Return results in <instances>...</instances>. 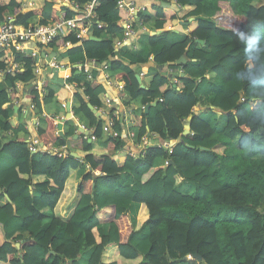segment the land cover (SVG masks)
I'll return each mask as SVG.
<instances>
[{"label": "trees", "instance_id": "16d2710c", "mask_svg": "<svg viewBox=\"0 0 264 264\" xmlns=\"http://www.w3.org/2000/svg\"><path fill=\"white\" fill-rule=\"evenodd\" d=\"M31 1L26 6L21 0H0V22L9 15L22 27L47 25L64 10L55 0ZM174 1L163 8L162 3L172 0H159L136 16L132 27L140 22L160 32L141 34L138 49L124 46L117 51L120 22L127 19L117 0L96 2L97 21L104 27L93 24L88 38L98 42L86 38L79 43L70 35L49 44L62 50L63 64L109 65L112 77L124 86L125 105H150L147 114L140 111L135 117L136 143L147 133L156 135L174 142L171 155L150 146L131 157L123 139L101 142V120L88 104L105 107L106 88L98 72L88 81L77 69L67 81L78 89L73 111L95 126L103 151L91 153L93 143L73 136V128L55 135V117L48 116L37 132L42 145L67 144L85 155L79 161L70 153L64 158L31 154L27 143L16 138L22 126L9 112L10 101L19 97L16 84L27 87L23 98L34 104L37 114L54 101L66 100L68 89L56 75L42 90L35 89V60L12 49L0 51V264H80L85 253L87 264H264V92L239 79L241 71L254 65L245 58L244 42L232 35L237 24L245 33L264 34V0H234L236 6L216 0L208 18L209 0ZM240 6L246 7L245 13L237 12ZM72 14L64 12L66 18ZM191 18V32L176 41L168 28ZM6 55L21 72L5 73ZM183 55L186 64L169 66ZM149 64L154 75L141 89L136 68ZM169 70L177 79L175 88ZM198 105L208 108V117L216 114L212 110L221 113L213 127L209 118L195 114ZM185 124L189 130L184 134ZM164 160L173 164L162 167ZM80 170L84 173L70 197ZM35 177L42 181L34 183ZM183 183L193 187L192 195L177 190Z\"/></svg>", "mask_w": 264, "mask_h": 264}, {"label": "built area", "instance_id": "2783aa9c", "mask_svg": "<svg viewBox=\"0 0 264 264\" xmlns=\"http://www.w3.org/2000/svg\"><path fill=\"white\" fill-rule=\"evenodd\" d=\"M56 3L59 5L60 8L64 10L62 13L59 14L58 19L50 24L47 25H36V26H29V27H22L15 23V18L13 16H6L4 22H0V51L5 49H12L18 54H21L25 57H30L35 60V65L33 69V73L35 76V81L33 83L34 88L37 90H42L44 83L48 79H44L42 77L43 66L41 63L40 52L38 49H42L43 47H49V44L58 37H68L70 35H74L75 39L82 43L86 38L91 35L92 33V26L93 24L96 25L97 29H102L104 25L97 21V16L95 14L96 2L98 1H105V0H89L86 3H79L74 0H55ZM157 2L159 0H153ZM22 2V0H21ZM172 3L175 4L176 2L172 0ZM29 5L32 6L33 3L30 0ZM171 5V4H170ZM117 6L122 8L125 13L127 14V19L122 20L120 25L123 28V33L120 38L115 41V46L118 49L128 45V41L130 38H134V36L141 35L144 33H149L150 35L153 33L151 29L144 27L140 22L136 25V27H132V23L135 20L136 16L139 13H145V7H136L133 3H125L124 0H117ZM72 12V17L66 18L64 12L66 11ZM169 31H172V28H168ZM66 48L70 47V43H66ZM62 49V48H61ZM5 61L7 62V69L5 73L7 74H15L22 71V67L14 62V58L10 55L5 56ZM149 62L153 63V58L149 57ZM72 65V64H71ZM69 64H63L59 61L51 60L48 68L52 69L58 75V78L63 81V85L65 86H73L76 89L75 84H68L67 81L70 78L71 70L77 69L79 72H83L87 76V80L90 81L92 79V72H98V78L103 81V83H109L112 81V73L110 72L109 65L107 64H96L94 61L84 62L79 64H73L71 66ZM167 73L171 76L174 71L169 70ZM177 73H182V70H178ZM60 74H63L60 76ZM144 73L140 74L139 77H142ZM115 78V77H114ZM116 80V79H115ZM117 89L119 91H123L124 86L122 82L116 81ZM171 84H173L174 88L177 84V79L171 76ZM22 85V99L27 104L25 106L22 105L20 97L16 99H12L11 103L14 106H17L19 112L22 110L23 113L30 112L32 113L37 120L34 121L32 130L28 132H33L36 136L28 137L27 149L31 154L36 153H46L51 156H55L57 158H64L69 153H74L67 144L64 145H54L50 148L43 147L42 149L39 148V141H38V130L41 129V126L45 124L42 123L45 117L54 116L55 120V135H59L62 130L63 124L74 122L75 125L72 124L73 132L72 135L75 137L80 136L83 141H89L90 143H95L98 141L96 136V128L95 126L89 125L88 123H84L79 121L80 124L76 123L74 111H67V105L65 101H60L59 110L61 113L57 115H50L48 112H43L42 114L35 113V106L29 100L23 98L26 95L27 87H25L21 83L16 84L17 91L19 87ZM24 89V90H23ZM78 91V89H76ZM103 103L105 104L106 108L111 106L112 99L109 97V94L104 92L102 95ZM161 101V100H159ZM146 106L140 105V111H144ZM95 110H100L96 109ZM135 111L127 108V111H118L117 109H112L108 120L106 123L101 125V132L102 135H105L106 138L111 139H124L126 142L133 141V146L136 148V151H130L128 148H123L125 151L128 152L129 156L131 157H138L144 153V150L150 146H156L157 148H161L164 150L168 155L172 154V147L174 145L173 141H162L156 135H150L147 133L146 137H142L139 143H136V133L135 129L137 128V123L135 120L136 114ZM134 114V115H133ZM139 115V114H138ZM119 124V128H115V123ZM102 123V122H101ZM61 124V130L58 129V125ZM62 134V133H61ZM152 140L151 144L147 142ZM170 161L164 160L162 167H166L169 165Z\"/></svg>", "mask_w": 264, "mask_h": 264}, {"label": "crops", "instance_id": "0c3cea01", "mask_svg": "<svg viewBox=\"0 0 264 264\" xmlns=\"http://www.w3.org/2000/svg\"><path fill=\"white\" fill-rule=\"evenodd\" d=\"M124 1H125V3H133L136 7H145V8H146L147 5L155 3L153 0H124ZM22 2L26 6H28L30 0H22ZM171 5H174V4H171ZM188 22H189V20H188ZM178 25H180V26L188 25V28L184 26L181 29L182 34L179 35V37L181 39H179L177 37L178 34L175 31V27L172 28V32L174 34L175 40L176 41H182V40H184L183 37L188 36L189 32H191V31H190V28H189V24L187 22L186 23L185 22H179ZM182 35H184V36H182ZM140 41H141L140 35H138V34L136 36H134V38H130V40L128 41V45H127L128 49H132V50L133 49H138L140 47ZM59 49H61V48H59ZM38 51L40 52V58L42 60L41 63H42V66L44 68L43 71H42V77H44V79H48L47 82L49 80L51 81L54 78L53 75H56V74H53L55 72L52 69L48 68V65L50 64L51 60L62 62V61L57 59V56L60 55L62 50L55 51L51 47H48V48L47 47H43L42 49L39 48ZM118 59H119V57H118ZM150 65L151 64H149L148 66H144V67H142V66L138 67L137 66V68H136V75L139 76L140 74L144 73V75L142 77H140L141 84L144 86V89H145V84H146L147 80H149L151 78V75H154L153 73H149L148 72V71H150L148 69V67H150ZM71 66H74V65L72 64ZM77 72L79 73L78 70H77ZM56 76L58 77V75H56ZM114 77L112 78V81L109 82V83H103V81L101 79H99V81L102 84L105 85V88H106L105 92L108 93L109 97L112 99L111 106L109 108L103 107L100 110H95L94 116L98 120H101L102 124L106 123V121L108 120L109 114H110V112H111V110L113 108L122 112V111H127V108L129 106V109L135 111L134 114H136V115L139 114V108H140L139 101L138 102L137 101L136 102H132L129 105H125L123 102H124V97H126V96H124L122 91H119L117 89V84L118 83L116 82L117 80H115ZM65 87L68 89V95H67V99L63 100V101L66 102V105L69 103L70 111H72L73 108H78V105H77V103L74 100V95L76 93V89L73 86H65ZM18 93H19V97H20L19 99L21 100L22 105L25 106L27 103L24 102L23 99H22V85L19 87ZM10 103H11V101H10ZM60 103H61L60 100L59 101H54V103L50 104L46 108V112H49L50 115H57V114L61 113V111L59 110V104ZM207 109L208 108H206V107H202V106L198 105V107L195 108V110L197 111V112H195V114L200 112V116H202L203 118L204 117L205 118L206 117L209 118L210 123L214 125V123H216L219 120L220 116L217 115L218 113H216L214 115L210 114L209 117H208V114L207 113L205 114V111ZM9 112H10V115L12 117H14L15 120L22 126V131L19 134L16 135L17 139H22L23 141L27 142L29 136H31V137L36 136L33 132H28V131L32 130L33 123H34L35 120H37L36 117L32 113H30V112L23 113L22 110L19 112L18 107L14 106L13 103L10 105V111ZM75 118H76L75 122L78 123V124H80L79 121L86 123V121H84L80 116H75ZM72 124L75 125L74 122H72ZM72 124H70V123L65 124L64 123L63 126H62L63 128L61 130V133L62 134L66 133L70 128H72ZM44 127L45 126L42 125L41 129H44ZM7 135H8V137L11 136L10 133H8ZM73 136H75V135H73ZM76 138L81 139L83 141V139L80 136H78V135H77ZM105 139H106V137H105V135H103L102 139L100 141L102 142ZM38 141H39V145L38 146H39L40 149H42L44 146L42 145L39 137H38ZM123 141H124V147L123 148H128L130 151H133V152L136 151V148L133 146V141L132 140L126 142L123 139ZM98 142L99 141L93 143L94 148L92 149L91 153L99 154L103 150L98 145ZM88 143H90V142L88 141ZM147 143L151 144L152 140L150 139ZM73 152L79 156V158L76 159V160H79V161H81L82 157L85 155V153L80 151V150H74ZM85 170L86 169H84V172H85ZM80 171H81V173H80ZM80 171H78V172L76 171L78 174L80 173V175H78V178L75 179L74 188H72V190H71L70 197L73 196V194H74L75 186H76V183H77L78 179L81 177L82 173H84L82 170H80ZM41 181H42L41 177L33 178V182L34 183L41 182ZM1 229H2V227L0 226V230ZM88 258H89V253H85L83 255L82 259L80 260V264H87Z\"/></svg>", "mask_w": 264, "mask_h": 264}, {"label": "clouds", "instance_id": "9594fccd", "mask_svg": "<svg viewBox=\"0 0 264 264\" xmlns=\"http://www.w3.org/2000/svg\"><path fill=\"white\" fill-rule=\"evenodd\" d=\"M232 35L244 42L245 58L254 65L253 69L241 71L239 79L251 85H257L264 92V34L245 33L237 24L233 25Z\"/></svg>", "mask_w": 264, "mask_h": 264}, {"label": "rangeland", "instance_id": "374dc122", "mask_svg": "<svg viewBox=\"0 0 264 264\" xmlns=\"http://www.w3.org/2000/svg\"><path fill=\"white\" fill-rule=\"evenodd\" d=\"M207 4H206V13H205V15H204V17H206V18H208V17H210L211 15H212V13L215 11V9H216V0H209L208 2H206ZM230 3H231V5L232 6H236V2L234 1V0H230ZM246 8V7H245ZM244 7H242V6H240L239 8H237L236 10H237V12H239V13H245L246 11V9H245ZM188 24H190V22H188ZM260 23H255V26H257V25H259ZM185 27H187L188 28V25H184ZM184 26H180V25H177L176 27H175V31L177 32V37H179V35L180 34H182V31H181V29L184 27ZM264 32V31H263ZM57 59L58 60H60L61 59V57H59V56H57ZM153 71H154V69H151L150 71H148L149 73H153ZM214 78H216V77H214ZM213 82H216V83H218V84H221V82L220 81H218L217 79H215V80H213L212 79V83ZM2 87H4V84L2 83V81L0 80V88H2ZM212 111H214V112H216V113H218L217 115H219V116H221V113H219L217 110H212ZM195 112H197L196 110H195ZM197 114H200V112L199 113H197ZM211 126L213 125V124H210ZM213 127V126H212ZM103 151V150H102ZM177 190L179 191V192H181L182 194H187V193H191V195L193 194V187L191 186V185H189V184H185V183H183V184H181V185H179L178 187H177ZM189 260L190 261H192V258H189Z\"/></svg>", "mask_w": 264, "mask_h": 264}, {"label": "water", "instance_id": "95a60500", "mask_svg": "<svg viewBox=\"0 0 264 264\" xmlns=\"http://www.w3.org/2000/svg\"><path fill=\"white\" fill-rule=\"evenodd\" d=\"M161 6H162L163 8H170V7H171V5L168 4V3H162ZM192 21H193L192 18L189 19V22H192ZM158 34H160V32H153V33L151 34V36H155V35H158ZM88 40H90V41H96V42L99 41V39L96 38V37H90V38H88ZM197 43H198V44H202V41H197ZM187 62H188V59H187L186 55H183V56H181L176 62H174V63H169V66H172V65L181 66V65L186 64ZM180 76L183 77V74H181ZM136 80H137V82H138L140 88H141V89H144V86L141 84V80H140V77H139L138 75H136ZM151 106H155V103H153ZM149 107H150V105H147V106L145 107V110H144L145 114H147ZM197 107H198V106H197ZM88 108L92 111L93 114H95V109L92 107V105L88 104ZM66 109H67V111H68V109H69V105H67V108H66ZM58 129L61 130V124L58 125ZM188 130H189V126H188L187 124H185V125H184V132H183V133H184V134L187 133ZM71 156H72L73 158H75V159H78V158H79V156H78L77 154H75V153L71 154ZM170 164H173V162L170 161ZM6 197H7V196H6ZM192 258H196V259H198L199 261L201 260V258H200L199 256H197V255L193 256ZM184 259H188V257H186V258H184Z\"/></svg>", "mask_w": 264, "mask_h": 264}, {"label": "bare ground", "instance_id": "6f19581e", "mask_svg": "<svg viewBox=\"0 0 264 264\" xmlns=\"http://www.w3.org/2000/svg\"><path fill=\"white\" fill-rule=\"evenodd\" d=\"M4 51V50H3Z\"/></svg>", "mask_w": 264, "mask_h": 264}]
</instances>
